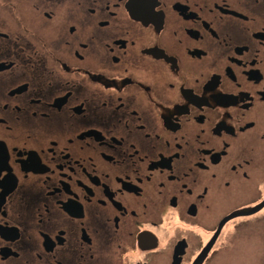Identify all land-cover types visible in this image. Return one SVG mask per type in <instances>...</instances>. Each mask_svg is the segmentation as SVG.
Masks as SVG:
<instances>
[{
    "label": "flooded vegetation",
    "instance_id": "obj_1",
    "mask_svg": "<svg viewBox=\"0 0 264 264\" xmlns=\"http://www.w3.org/2000/svg\"><path fill=\"white\" fill-rule=\"evenodd\" d=\"M263 203L264 0H0V264H210Z\"/></svg>",
    "mask_w": 264,
    "mask_h": 264
},
{
    "label": "rangeland",
    "instance_id": "obj_2",
    "mask_svg": "<svg viewBox=\"0 0 264 264\" xmlns=\"http://www.w3.org/2000/svg\"><path fill=\"white\" fill-rule=\"evenodd\" d=\"M249 223L225 238L210 264H264V220Z\"/></svg>",
    "mask_w": 264,
    "mask_h": 264
},
{
    "label": "water",
    "instance_id": "obj_3",
    "mask_svg": "<svg viewBox=\"0 0 264 264\" xmlns=\"http://www.w3.org/2000/svg\"><path fill=\"white\" fill-rule=\"evenodd\" d=\"M263 205H264V203L261 206L257 207L256 210H258L259 208H261Z\"/></svg>",
    "mask_w": 264,
    "mask_h": 264
}]
</instances>
